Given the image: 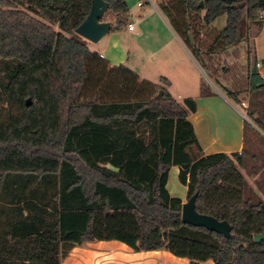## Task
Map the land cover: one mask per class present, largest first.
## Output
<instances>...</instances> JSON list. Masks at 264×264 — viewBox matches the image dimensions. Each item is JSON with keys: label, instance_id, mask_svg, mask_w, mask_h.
<instances>
[{"label": "trees", "instance_id": "16d2710c", "mask_svg": "<svg viewBox=\"0 0 264 264\" xmlns=\"http://www.w3.org/2000/svg\"><path fill=\"white\" fill-rule=\"evenodd\" d=\"M104 1L110 32L126 28V1ZM90 6L0 0V60H10L0 77V191L10 190L18 214L0 244V264H60L63 243L109 240L136 252L164 249L189 264H264V238L253 240L264 235V201L237 168L241 153L203 154L188 119L196 112L191 97L180 103L166 78L153 83L91 51L74 32ZM157 7L210 74L218 70L212 55L228 56L245 22L264 21V0H157ZM222 14L225 26H211ZM222 65L233 99L264 90L254 67L247 78L242 67ZM209 94L201 82L200 95ZM172 166L186 198L196 193V211L229 223V238L182 223L183 202L166 188ZM12 174L18 185L9 182ZM49 178L47 198L32 188L27 196L16 193Z\"/></svg>", "mask_w": 264, "mask_h": 264}, {"label": "crops", "instance_id": "0c3cea01", "mask_svg": "<svg viewBox=\"0 0 264 264\" xmlns=\"http://www.w3.org/2000/svg\"><path fill=\"white\" fill-rule=\"evenodd\" d=\"M125 1L127 3V6H129L130 0ZM137 4L144 10H142L141 14L136 16V20L138 22H147L145 28L143 27L144 29H141V32H143V30L145 31V33L153 31L158 37L153 38V40L156 42L157 51L162 52V61L160 62V59H157V71H159L160 73H158V79L160 77L166 78L168 81V85H166L165 88L176 99V101L182 103L183 99L189 96H186V94H183V92L179 90H177L176 92L172 90L174 87L172 81L170 80L171 76L169 74V69H167L166 66H168V68L170 67L171 69L173 68L180 79H183L184 82H188L190 80V76L186 73L187 71L184 68L185 62H189L190 64H192L195 70L197 68L202 70V65L191 55L190 51L187 49L183 41L173 31L167 19L158 9L157 0H142L141 2L138 1ZM127 14L132 15V13L129 12V9ZM225 22L226 15L222 14L212 21L211 26L216 29H222L225 26ZM253 25L255 29L251 36L250 44L246 42L248 49L246 46L243 47L244 53L240 55V59H245L246 61V64L242 65V70L243 74L247 78H249V74L251 73L252 69H254V62L260 61L264 66V21L260 25ZM134 30V25L132 30H129L127 28L128 32H132ZM116 33L117 32H109V39H107V42L103 45H99V42L104 37L97 43H91L90 41L86 40V45L91 51H95L99 53V55H102L103 58L108 60L110 65H124L121 64L123 59L125 57L128 58L130 52L134 54L135 43L133 39H130L126 41L125 44L123 43L120 45V41L116 37ZM166 49H168V53L166 52ZM169 52L176 55L174 57L175 59H177V63H166V61L170 58ZM155 55V50L149 52V54H146V62H148L146 64L147 67L152 66L149 63V59L155 57ZM132 67L133 66L128 68L132 70L134 69V67ZM150 81L156 83L154 82V80ZM201 82L204 81L200 79L199 87ZM209 89V95L201 96L200 89L197 94L192 95V99L194 100L196 105V112L189 113L188 115V119L193 124L194 131L200 144L202 153L209 154L213 152L223 151L226 153L238 152L240 154L244 146V122L240 117L239 112L230 103V100L227 96L212 91L211 87H209ZM263 92V89L253 91L251 93L250 90H245L238 92L236 97L238 100L244 99L245 101H248L252 93L258 95L262 94ZM252 168L256 170L255 167ZM244 169V164L239 166V171L241 172L247 183L248 181L247 177L245 176L246 174L243 173ZM252 175L253 178H258V172H254ZM248 184L250 183L248 182ZM260 184L261 181L257 182V184L255 183L254 186H248H250L254 190V192L264 201V189L263 187H260ZM166 188L171 196L178 197L182 200V202H184V199L186 198V187L180 184V182L178 181L177 166H172L169 169ZM66 244L68 245V251L66 252V254H61L60 264H81L79 261H75V259L71 255L72 253L70 252L71 249H75L79 247V245H69L70 243ZM91 244H101L103 245V248L109 249L105 251H99L97 253H112V257L115 256L116 261H119L118 263L111 262V264H189L188 258L174 256L172 253L164 249L136 252L124 243L116 240L86 242L84 243V246L86 247L87 245ZM88 258L89 260L87 259V261H90L91 256H88ZM199 264H213V262L207 260L204 262H200Z\"/></svg>", "mask_w": 264, "mask_h": 264}, {"label": "rangeland", "instance_id": "374dc122", "mask_svg": "<svg viewBox=\"0 0 264 264\" xmlns=\"http://www.w3.org/2000/svg\"><path fill=\"white\" fill-rule=\"evenodd\" d=\"M138 1L141 2L142 0L129 1L130 3L128 9L129 12L132 13V15L130 14L127 15L128 22L133 23L135 30L132 32L130 31L128 32L126 26V28L116 33V37L119 39L120 45L123 43L125 44V42L130 39H133L135 43L134 54L130 52L129 57L128 58L125 57L121 64H124L125 66L128 67L133 66L134 69L132 70L140 74L141 78L144 79L147 78V80L148 79L154 80V82L161 84V82L158 79L159 71H157V59H160V62L162 61L161 59L162 52L157 51L156 42L153 40V38L157 37L155 35V32L151 31L145 33L144 30L143 32H141V29L145 28L147 22H138L136 20V16L141 14L142 10H144L137 4ZM20 9H24V8H20ZM103 18L104 19L112 18V15L107 13L103 16ZM50 25L55 30H58V26L56 23H50ZM254 29L255 27L252 23L245 22L242 26V37L240 38L239 45L232 48L230 47L228 49V56L221 53L212 55L213 62L217 63V69H218L217 74H210L206 66L203 65H202V70L199 68L195 70L192 64H190L189 62L188 63L185 62L184 68L187 71L186 73L189 74L190 80L188 82H184L183 79H180V77H178L177 73L173 70V68L171 69L170 67L168 68V66L166 67L167 69H169V74L171 76L170 80L172 81L174 87L172 90L174 92L179 90L183 92V94H186V96L192 98V95L197 94V92L199 91L200 89L199 82L200 79H202V81H204L208 87H211L212 91L228 97L230 103L239 112V115L244 122L245 135H244V146H243V150L241 151V158H242V164H244L245 166L243 173L246 174L245 176L247 177V181L250 183L248 184L247 182V186L248 185L254 186L255 183L257 184V182L261 181L260 187H263L264 189V131L255 122L256 119H258L262 123H264V92L258 95L252 93L250 99L246 101V106L242 107L240 104V100L233 99L225 92L226 87L232 90H234L235 87H233L232 84L230 83L231 82L230 77L225 74H222L223 72L220 70L221 67L223 66L222 64L235 65L236 68L238 69H241L242 65L246 64L245 59H240V55L244 53L243 47L246 46L248 49L246 42L250 44V39L254 32ZM107 34L99 42V45H103L107 42V39H109L108 38L109 34L108 35ZM154 50L156 53L155 57L149 59L150 61L149 63L152 66L147 67L146 64L148 62H146V54H149V52ZM167 50L168 49H166V52L168 53ZM169 54H170V58L169 60L166 61V63L169 64H173L174 62L177 63V59H175L174 57L176 55L171 52H169ZM224 59H226V61H223ZM9 64H10V60H0L1 79H4L5 69L6 66ZM188 151L193 157H197L200 155V152L194 146L188 148ZM252 167H255L257 171L254 170V168ZM237 168L239 169L238 165ZM254 172H258V176H257L258 178H253L252 174ZM8 178H9V182L12 183L15 182L14 184L18 185L19 178H17L15 174H12ZM52 182H53L52 178L46 179L44 182H29L26 184V187L22 192H20L21 189L20 188L17 189L16 193L22 194L23 196H27L32 188L35 189L37 192H39L41 195H45V197L47 198V196L50 193H52V190L48 189L47 192L44 191L45 188L47 189L49 184H51ZM248 188L254 191L250 186H248ZM10 196H11L10 190L3 188L2 191H0V244L5 241L6 231L8 230L9 223L12 220L18 218V214L16 213V210H13L16 208V206L8 202ZM186 200L187 198L184 199V202ZM103 250L105 251L109 249L103 248V245L101 244H91L85 247L83 243L79 245V247L75 249H71L70 252L72 253L71 255L75 259V261H79L81 264H111V262L118 263L119 260L117 259L118 261H116L115 256L112 257V253L110 254V252L109 253L106 252L105 254L97 253ZM67 251H68V245L66 243H63L61 245V254H66ZM88 256H91L90 261H87V259L89 260Z\"/></svg>", "mask_w": 264, "mask_h": 264}, {"label": "water", "instance_id": "95a60500", "mask_svg": "<svg viewBox=\"0 0 264 264\" xmlns=\"http://www.w3.org/2000/svg\"><path fill=\"white\" fill-rule=\"evenodd\" d=\"M200 4H202L200 2ZM108 10V4L104 0H91L90 10L84 20L74 29V32L83 39L92 43L99 42L107 33L110 32L111 24L104 21L103 16ZM161 90L157 95L160 96ZM30 104V99H26V105ZM196 193L192 194L181 206V221L192 226H201L209 231L222 234L225 238H229L230 225L226 220H218L217 218L202 214L195 208ZM264 238L262 234H256L253 237L255 242Z\"/></svg>", "mask_w": 264, "mask_h": 264}, {"label": "built area", "instance_id": "2783aa9c", "mask_svg": "<svg viewBox=\"0 0 264 264\" xmlns=\"http://www.w3.org/2000/svg\"><path fill=\"white\" fill-rule=\"evenodd\" d=\"M127 28L129 30H132L133 29L132 23H128ZM100 56L102 57V55H100ZM253 66H254L257 74L261 78V80L264 81V66H263V64L260 61H256V62H254ZM240 104H241L242 107H245L246 106V101L244 99H241L240 100Z\"/></svg>", "mask_w": 264, "mask_h": 264}]
</instances>
